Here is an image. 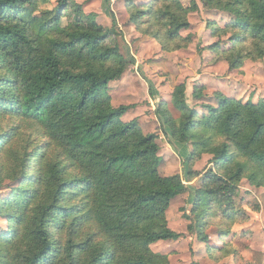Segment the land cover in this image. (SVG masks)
Returning a JSON list of instances; mask_svg holds the SVG:
<instances>
[{"label":"trees","instance_id":"trees-1","mask_svg":"<svg viewBox=\"0 0 264 264\" xmlns=\"http://www.w3.org/2000/svg\"><path fill=\"white\" fill-rule=\"evenodd\" d=\"M229 14L213 37L228 35V49L216 43L229 65L264 59V0H203ZM50 0H0V120L19 125L0 135V190L17 183L0 198V264H169L151 246L178 241L184 234L168 227L166 212L177 197L192 192L185 182L201 176L190 168L210 155L201 188L192 192L189 234L209 244L206 229L214 218L229 234L248 220L236 208L239 183L264 188V98L254 102L214 95L204 87L174 88L175 119L163 102L156 109L161 131L172 148L191 145L185 174L159 173L158 136L144 134L140 122L123 117L136 105L114 107L111 83L131 66L117 44V21L108 29L86 14L75 0H56L39 15L38 4ZM130 23L155 39L165 52L187 49L196 1L127 0ZM214 25V26H213ZM135 61L132 60V63ZM31 133L23 134L25 128ZM183 145V146H182Z\"/></svg>","mask_w":264,"mask_h":264},{"label":"rangeland","instance_id":"rangeland-1","mask_svg":"<svg viewBox=\"0 0 264 264\" xmlns=\"http://www.w3.org/2000/svg\"><path fill=\"white\" fill-rule=\"evenodd\" d=\"M50 1L48 5L38 4L36 9H32L33 12L39 15L44 9H52L56 0ZM75 1L83 3L85 13L94 14L96 20L108 29L112 27L110 15L115 16L118 25L117 44L122 55L131 61V66L121 80L110 84L108 94L114 107L136 105L127 116L133 118L141 114L140 118L133 120L140 122L144 134L158 136L159 157L162 159L159 167L161 176L185 174V160L193 151L191 145L179 147V150L172 148L155 114L158 105L166 102L173 117H180L172 104L176 86L187 84L188 103L192 107L198 102L192 98L193 88L197 85L204 87V95L211 104L215 103L213 99L216 93L241 101L264 98V59L259 62L246 60L240 69L230 71L224 56L212 49L216 43H221V48L225 50L230 46L228 35L212 36L214 27L223 28L229 22V14L211 9L203 0H180L187 6L196 1L200 10L189 15L191 28L181 32L184 38L190 37L192 43L187 49L175 52L163 51L155 39L136 30L130 23L127 0ZM134 1L139 3L151 0ZM210 23L216 25L212 27ZM132 60L135 62L132 63ZM197 110L202 111L200 107ZM18 125L16 119L2 118L0 135ZM30 129L25 128L23 134L31 133ZM211 159L210 155H203L191 163L190 168L201 174L192 182H187L192 192L201 188L205 173L210 169L215 170ZM16 186L17 183L5 180L0 198L9 196L10 189ZM238 187L236 208L243 210L248 220L236 222L230 227L229 234L221 236L225 225L222 220L214 218L205 232L209 244H204L197 234H189L187 231L190 221L184 215L189 216L193 222L197 221L192 214L193 195L190 191L174 199L166 212L168 227L184 234V237L178 241L154 244L151 246L152 251L165 257L169 264H264V188L252 187L247 180L241 181ZM6 228V222L0 218V230Z\"/></svg>","mask_w":264,"mask_h":264},{"label":"crops","instance_id":"crops-1","mask_svg":"<svg viewBox=\"0 0 264 264\" xmlns=\"http://www.w3.org/2000/svg\"><path fill=\"white\" fill-rule=\"evenodd\" d=\"M79 4H83V3H79ZM254 102H257L259 99H252ZM246 101H247V99H246ZM245 101V102H246ZM140 116H141V114H138L136 117H133V118H131V117H129V116H127V114L124 116V121H126V122H129V121H131V120H133L134 118H140ZM184 149V148H183ZM185 150V149H184ZM186 151V150H185ZM252 225H253V223H252Z\"/></svg>","mask_w":264,"mask_h":264},{"label":"built area","instance_id":"built-area-1","mask_svg":"<svg viewBox=\"0 0 264 264\" xmlns=\"http://www.w3.org/2000/svg\"><path fill=\"white\" fill-rule=\"evenodd\" d=\"M185 183H186V185H188L187 182H185Z\"/></svg>","mask_w":264,"mask_h":264}]
</instances>
